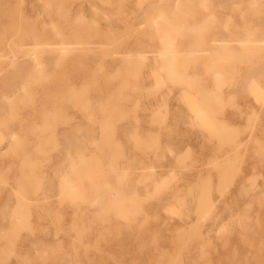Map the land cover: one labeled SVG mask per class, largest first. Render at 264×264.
Returning a JSON list of instances; mask_svg holds the SVG:
<instances>
[{
  "label": "rangeland",
  "instance_id": "1",
  "mask_svg": "<svg viewBox=\"0 0 264 264\" xmlns=\"http://www.w3.org/2000/svg\"><path fill=\"white\" fill-rule=\"evenodd\" d=\"M248 35L264 0H0V264H264Z\"/></svg>",
  "mask_w": 264,
  "mask_h": 264
},
{
  "label": "crops",
  "instance_id": "2",
  "mask_svg": "<svg viewBox=\"0 0 264 264\" xmlns=\"http://www.w3.org/2000/svg\"><path fill=\"white\" fill-rule=\"evenodd\" d=\"M199 2L201 4H205V3L208 2V0H199ZM176 13H174V17L172 19L175 18V14ZM160 18L162 20H167L168 19V17L165 15V12H161L160 13ZM209 26H210L209 23H204V24L199 25V27L197 28L198 32L196 33L197 34L196 35V38L199 40V42H201V43L207 42L208 36L205 34V31H206V29ZM177 35H180V34H176L174 32L172 34V36L160 37V40L163 42V47L158 48L156 50V52L158 53V55L160 56V58H162V60L165 61V64L167 65L169 74L172 75L174 78H178V80L180 81V80H183V79L185 80L186 78L187 79H190V77L186 76L185 75L186 74L185 72H180L179 71V63L180 62H179L178 57H176V54H174L175 53V48L174 47H175V42H176V39H177L176 38ZM249 35H251V33ZM249 35L246 36V37H244L242 41H244V42L247 41V43H249L251 41H261V40H264L263 38L251 39L249 37ZM244 45H248V44H244ZM138 58H139L138 62H141V61H144L145 56L144 55H140ZM166 61H168V63H166ZM213 75H214L215 79H217V84H220L221 82L224 81V79L222 80L223 75H224V72L222 70H220V69L215 70L213 72ZM97 161H98V157L93 158V160H91V161H86V160H83L82 159V163L84 165H86V166L89 163H91V162L92 163H96Z\"/></svg>",
  "mask_w": 264,
  "mask_h": 264
},
{
  "label": "bare ground",
  "instance_id": "3",
  "mask_svg": "<svg viewBox=\"0 0 264 264\" xmlns=\"http://www.w3.org/2000/svg\"><path fill=\"white\" fill-rule=\"evenodd\" d=\"M13 36V35H12ZM248 40V39H247ZM264 40H261V42ZM255 42V41H254ZM259 42V41H258ZM245 44H248L247 41L244 42ZM256 44V43H255ZM259 43H257L256 45H258ZM254 45V44H253ZM262 45V44H261ZM245 46V45H244ZM187 79V78H186ZM184 80V79H183ZM165 181V180H164Z\"/></svg>",
  "mask_w": 264,
  "mask_h": 264
}]
</instances>
